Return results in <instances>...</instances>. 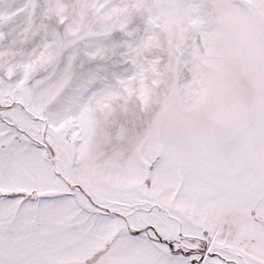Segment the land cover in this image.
I'll return each mask as SVG.
<instances>
[{
  "label": "snow or ice",
  "instance_id": "snow-or-ice-1",
  "mask_svg": "<svg viewBox=\"0 0 264 264\" xmlns=\"http://www.w3.org/2000/svg\"><path fill=\"white\" fill-rule=\"evenodd\" d=\"M0 264H264V0H0Z\"/></svg>",
  "mask_w": 264,
  "mask_h": 264
}]
</instances>
